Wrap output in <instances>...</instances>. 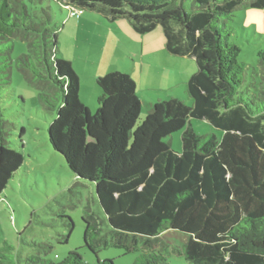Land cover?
I'll return each mask as SVG.
<instances>
[{
  "label": "trees",
  "instance_id": "obj_1",
  "mask_svg": "<svg viewBox=\"0 0 264 264\" xmlns=\"http://www.w3.org/2000/svg\"><path fill=\"white\" fill-rule=\"evenodd\" d=\"M52 1L60 9L128 19L138 33L161 27L168 51L196 59L198 69L187 85L193 104L158 100L140 121L135 81L112 71L97 78L101 94L92 113L80 99L72 63L59 57ZM240 7L264 8V0H0V195L24 163L1 107V90L11 81L10 52L20 38L28 50L15 66L39 90L44 108L56 112L50 143L76 177L95 184L111 231L142 237L153 249L168 231L182 233L186 264H264V49L258 51L259 68L240 60L241 49L232 41ZM190 119L210 122L223 132L221 140L197 134ZM178 131L180 152L166 141ZM24 133L22 128L19 143ZM82 219L84 244L97 256L103 231L88 212ZM66 227L63 242L74 228L70 217ZM0 264L84 260L77 249L59 261L21 256L5 241ZM133 264L173 263L152 250Z\"/></svg>",
  "mask_w": 264,
  "mask_h": 264
},
{
  "label": "rangeland",
  "instance_id": "obj_2",
  "mask_svg": "<svg viewBox=\"0 0 264 264\" xmlns=\"http://www.w3.org/2000/svg\"><path fill=\"white\" fill-rule=\"evenodd\" d=\"M51 6L58 30H68L73 18L77 17L69 18V11L60 9L54 1ZM84 13L89 15L95 12L85 9ZM233 18L235 31L232 41L241 49L240 60L250 68H259L258 51L264 49V8L240 7ZM120 31L94 26L85 36L81 29L77 43H73L72 36L66 32L58 36L59 57L73 61L74 71L82 78L84 99L81 101L92 113L98 108L101 94L92 71L99 67L102 69L109 63L113 66L114 62L110 59L113 49H110V45ZM27 50L26 41L15 39L10 52L13 60L11 81L1 90L4 118L13 123L9 129L10 137L15 142L13 147L23 154L24 163L0 195V248L7 241L21 256L37 253L58 261L77 249L83 256L84 264H96L97 259H112L115 264H133L140 253L155 250L169 257L173 264H186L182 252L186 236L182 233L168 231L155 241L153 249L142 237L111 231L95 184L76 177L64 156L50 143L48 130L56 112L44 108L39 100V90L30 85L15 66L17 57ZM118 56H121V52ZM248 79L261 81L260 76H257V80L250 76ZM262 80L264 82V78ZM253 82L249 85H253ZM184 96L180 100L191 106L193 99L188 90ZM144 108L140 121L147 115ZM190 124L197 134H214L218 140L223 136V132L207 120L190 119ZM22 128L25 133L22 143H19ZM166 141L175 151H182V131L173 133ZM85 212L93 216L104 234L105 242L97 256L84 244L86 225L82 217ZM68 217L73 220L74 228L68 241L63 242L68 231ZM44 245L51 246V249Z\"/></svg>",
  "mask_w": 264,
  "mask_h": 264
},
{
  "label": "crops",
  "instance_id": "obj_3",
  "mask_svg": "<svg viewBox=\"0 0 264 264\" xmlns=\"http://www.w3.org/2000/svg\"><path fill=\"white\" fill-rule=\"evenodd\" d=\"M86 15L70 16L73 21L68 30H58V36L68 33L72 36L73 43L78 41V33L82 29L85 36L90 34L89 30L94 26L106 27L107 30L120 29L111 42L110 49H113L110 59L111 63L94 69L92 77L94 80L112 71L127 73L136 84V93L139 97L142 108L146 113L158 100H170L172 98L184 99V93L188 90V81L197 71L196 59L187 55H176L168 51L164 32L158 27L148 33H138L134 30L130 21L126 19H111L99 10ZM75 19V20H74ZM108 24H107V23ZM87 33V34H86ZM60 34V35H59ZM121 52V56L118 53ZM72 63L73 61L69 58ZM94 68V66L92 67ZM80 78V99L82 97V78ZM88 99V98H87Z\"/></svg>",
  "mask_w": 264,
  "mask_h": 264
},
{
  "label": "built area",
  "instance_id": "obj_4",
  "mask_svg": "<svg viewBox=\"0 0 264 264\" xmlns=\"http://www.w3.org/2000/svg\"><path fill=\"white\" fill-rule=\"evenodd\" d=\"M65 8L68 9L70 16L81 15L85 12V9L81 7H71L66 5ZM56 257L58 256L56 255Z\"/></svg>",
  "mask_w": 264,
  "mask_h": 264
}]
</instances>
